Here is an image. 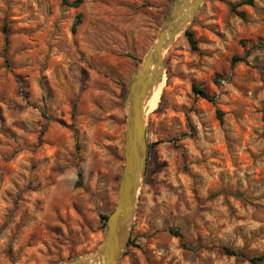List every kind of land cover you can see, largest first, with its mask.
Masks as SVG:
<instances>
[{
	"label": "rangeland",
	"instance_id": "374dc122",
	"mask_svg": "<svg viewBox=\"0 0 264 264\" xmlns=\"http://www.w3.org/2000/svg\"><path fill=\"white\" fill-rule=\"evenodd\" d=\"M81 1L0 0V264L96 250L118 202L129 87L174 0ZM188 30L146 109L147 171L118 264L264 256V0H206Z\"/></svg>",
	"mask_w": 264,
	"mask_h": 264
},
{
	"label": "water",
	"instance_id": "95a60500",
	"mask_svg": "<svg viewBox=\"0 0 264 264\" xmlns=\"http://www.w3.org/2000/svg\"><path fill=\"white\" fill-rule=\"evenodd\" d=\"M206 0H174L157 39L145 55L129 87L126 102L125 165L118 202L106 221V233L94 251L59 264H118L129 245L141 187L147 171L149 144L146 109L165 75V53L184 34Z\"/></svg>",
	"mask_w": 264,
	"mask_h": 264
},
{
	"label": "trees",
	"instance_id": "16d2710c",
	"mask_svg": "<svg viewBox=\"0 0 264 264\" xmlns=\"http://www.w3.org/2000/svg\"><path fill=\"white\" fill-rule=\"evenodd\" d=\"M64 3L67 4L68 6L70 7H74V8H77L80 6V4L82 3L81 0H75L73 2H68L67 0H64ZM238 15L242 16L243 17V14L241 13H238ZM82 21V17L81 16H78V19L77 21L73 24L72 26V31L75 33L76 30H77V26L79 23H81ZM185 36L187 37L188 39V42L192 48V50L194 51H198V41L196 40L195 38V35L194 33L191 31V30H188L186 33H185ZM235 61L239 60V58L235 57L234 58ZM193 92L196 94V95H199L205 99H208V100H212L210 99V97L208 96V94L202 90L199 86L197 85H193ZM104 220H107L108 217L105 216V217H102ZM106 226V225H105ZM170 232L176 236H179L182 238V234L179 233L177 230H173L171 229ZM224 252L227 254V255H230V256H241L242 253L238 250H234V249H231V248H228V247H224ZM250 262L252 264H263L264 262V256L261 255V256H253L250 258Z\"/></svg>",
	"mask_w": 264,
	"mask_h": 264
},
{
	"label": "bare ground",
	"instance_id": "6f19581e",
	"mask_svg": "<svg viewBox=\"0 0 264 264\" xmlns=\"http://www.w3.org/2000/svg\"><path fill=\"white\" fill-rule=\"evenodd\" d=\"M160 96V90L158 89L156 92H154V95L152 96V98L150 99V101L148 102V107L150 106V104L157 102ZM156 105V103H155Z\"/></svg>",
	"mask_w": 264,
	"mask_h": 264
}]
</instances>
